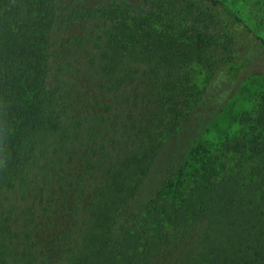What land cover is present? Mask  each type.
Returning a JSON list of instances; mask_svg holds the SVG:
<instances>
[{"label": "trees", "instance_id": "obj_1", "mask_svg": "<svg viewBox=\"0 0 264 264\" xmlns=\"http://www.w3.org/2000/svg\"><path fill=\"white\" fill-rule=\"evenodd\" d=\"M96 1L0 0V264H264V90L207 139L264 37L222 0Z\"/></svg>", "mask_w": 264, "mask_h": 264}, {"label": "rangeland", "instance_id": "obj_2", "mask_svg": "<svg viewBox=\"0 0 264 264\" xmlns=\"http://www.w3.org/2000/svg\"><path fill=\"white\" fill-rule=\"evenodd\" d=\"M86 2L81 3V5H93L97 1L96 0H85ZM179 0H164L160 4L155 2H148L145 0H141L139 3L141 4L144 10H171L172 7L177 6ZM225 4H227L235 13L239 15V17L244 21V23L253 31H255L258 35L264 37V12L258 10L255 1L253 0H222ZM110 7V6H109ZM80 10V9H78ZM94 10H111L104 8H94ZM94 23V21H92ZM92 23V24H93ZM80 22L75 21V25H72L71 34L73 40L78 37L81 33V29L79 27ZM68 35V31L65 34H62V37ZM238 50L236 51V57L234 61H241L245 57L251 56V51L255 48L252 47L250 43H240ZM194 81L198 86H202L204 84L205 78L207 77V72L205 69L195 66L194 67ZM235 89L230 93V95L226 98L225 102L221 104V107H217L216 110H223L222 114L217 118L214 123V127L212 128V132L207 135V139L214 140L219 139L224 135L227 131H231L232 133H236L237 128L235 127V121L237 117L245 112H253L256 107V98L262 93L264 90V68H257L253 65L247 72H242L236 85H234ZM212 111L201 112L194 120L193 125L188 129L187 133H185L184 137L186 139H191L195 133H200L202 128L199 126L202 123L212 124L213 118ZM217 112V111H216ZM210 118V119H209ZM195 138V137H194ZM192 138V139H194ZM175 146V145H174ZM170 147L169 154L178 150V147ZM182 146L180 145V148ZM165 158V157H164ZM165 160V159H164ZM154 178V175H153ZM154 183L152 179L151 183H149V187H146L145 192L139 198L140 201L144 199L149 188Z\"/></svg>", "mask_w": 264, "mask_h": 264}]
</instances>
